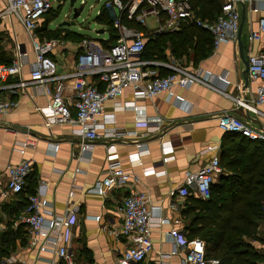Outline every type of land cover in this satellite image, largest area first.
Masks as SVG:
<instances>
[{
	"label": "crops",
	"instance_id": "1",
	"mask_svg": "<svg viewBox=\"0 0 264 264\" xmlns=\"http://www.w3.org/2000/svg\"><path fill=\"white\" fill-rule=\"evenodd\" d=\"M202 1L194 0L197 17H203ZM216 1L219 10L207 11L206 19L213 20L220 13L223 0ZM1 5L0 2V7ZM212 6L214 2L206 4V8ZM236 7L240 14L236 41L221 43L217 47L212 45L210 53L198 61H194L190 49L188 54L178 59L201 76L209 73L210 83L222 89L225 94L200 83H193L188 87H173L172 95L162 92L150 98L140 99L137 105L142 109L144 118L149 120L148 128L144 124H135L137 114L134 110L116 106L117 102L133 98L130 88L125 89L119 97L104 103V111L97 117L98 123L104 128L115 126L125 132H134L137 136L115 141L118 161L131 178L123 188L109 187L103 195L95 194L89 189L97 180L106 176L108 141L103 138L95 139L89 148L80 152L78 137L72 132L75 125L64 123L48 128L43 124V118L36 107L44 106L49 97L43 94L40 88L29 85L23 93L18 89L12 92L8 88H0L1 98L16 103L10 111L0 116V191L6 184L8 165L23 159L32 160L33 170L26 179V189L35 192L43 182L41 190L55 215L63 214L70 207L77 208V221L71 227L73 264H116L118 255L126 247V240L123 235L116 237L108 230L121 224L117 206L131 189L146 192L149 196L150 236L154 247L163 253L176 250L175 253L165 256L162 261L165 264H190L183 262V256L186 242L193 238L187 230L193 214L183 212L187 196H172L170 191L182 184L187 172L197 171L212 155H218L220 158L223 148H229L232 140L244 143L242 147L246 154L257 149L256 141H263H253L237 133L223 131L217 126L214 117L217 114L230 113L248 120L253 126L264 128V104L255 105L262 114L255 113L238 102L254 105L257 83L251 82L247 77L245 66L239 57L238 40L241 41L246 56L264 48V38L255 41L248 39L250 32L257 28L258 18L264 14V0H239ZM100 11L101 7L97 13ZM105 11L107 15L110 11V18L117 13L114 8ZM43 20L42 16L39 24ZM57 24L54 20L49 21L47 27L55 29ZM67 29L76 34H72L68 39H58V44L49 54L56 61L59 73L68 71L73 66L83 38L76 39L89 36L71 27ZM96 33L107 34L105 39H99L102 42L110 35L105 26ZM39 35L36 32V36ZM4 38L9 42L6 43ZM42 39H46L44 35ZM193 41L195 42L196 38ZM16 44L20 48L21 55L18 59L23 63L22 72L18 76L10 77L7 83L30 79V66L34 58L29 35L18 21L12 19L0 27V58L3 61L10 63L17 59ZM168 56L175 58L166 48L165 58ZM159 71L160 75L167 73L163 68ZM218 76H224L227 83L219 80ZM175 95L181 96L182 100H178ZM110 114H114V121L106 122V117ZM21 142H25L23 154L17 150ZM259 147L264 154V143L259 142ZM138 148L144 150L140 163L130 162L128 155L136 152ZM78 155L82 159H79ZM145 169H153L154 172L144 174ZM230 173V170L223 168V173L212 185L221 175ZM70 191L73 192L72 195H68ZM188 196L198 197L193 193ZM17 203L19 199L14 195L0 200V248L8 252V255L0 258V264H15L8 260L17 259H25L29 264H48L46 260L52 257L51 254L39 253L35 248L27 246L22 231L24 225L14 220V213L19 207ZM95 216L100 217L98 221ZM171 228L180 231L181 244L173 242L169 235ZM8 237L14 238L13 241H5ZM242 238L259 252L261 257L257 263L262 264L264 236L256 229L254 238L244 235ZM156 258L152 251L139 264H155Z\"/></svg>",
	"mask_w": 264,
	"mask_h": 264
},
{
	"label": "built area",
	"instance_id": "2",
	"mask_svg": "<svg viewBox=\"0 0 264 264\" xmlns=\"http://www.w3.org/2000/svg\"><path fill=\"white\" fill-rule=\"evenodd\" d=\"M239 0H223L220 13L213 20L196 16L189 0H102L101 9H116L112 25L116 31L115 41L104 45L102 41L85 37L80 42L73 66L70 70L59 73L56 61L49 55L58 44V39L40 40L36 36L40 18L52 7L51 0H0V27L12 19L18 21L29 35V41L34 54L30 66V79L15 83H7L12 76L22 72L23 63L18 59L21 55L19 45H15L16 57L10 63L0 62V88H8L12 92L22 93L30 85L38 87L49 97L44 106L36 110L43 118L46 127L55 124H73V134L78 137L80 152L91 146L93 140L103 138L106 144V176L97 180L90 191L103 195L109 187L123 188L131 175L123 169L116 154L115 141L127 140L137 136L134 132H125L115 126L104 128L97 117L104 111V103L109 99L119 97L130 88L133 98L116 103L120 109H132L137 116L135 124H144L148 128V119L144 118L142 109L137 105L140 99L150 98L159 93L173 94V87H188L200 83L225 94L224 91L208 80L209 73L201 76L190 70L178 59L168 56L165 60L144 58L146 34H159L180 30L185 24L194 22L208 31L214 47L228 41H236L239 30L240 14L236 7ZM256 10V8H254ZM153 16L155 25L148 29L145 18ZM264 38V14L258 18L257 28L248 35L249 41ZM247 77L257 83L254 94V105L241 101L247 109L260 112L255 105L264 104V48L247 55ZM160 68L167 71L160 75ZM227 83L224 76H218ZM178 100L182 97L175 95ZM16 105L9 99L0 97V116L10 111ZM262 113V112H260ZM263 114V113H262ZM264 115V114H263ZM217 126L226 132L237 133L250 140H264V128L253 126L248 120L230 113L214 116ZM106 122L114 121V114L107 117ZM101 129V132H99ZM134 133V134H133ZM22 143V142H21ZM20 143V153H24L25 142ZM144 150L138 148L130 153V162L140 163ZM79 159H82L78 155ZM165 160V159H164ZM33 170V161L23 159L6 167L7 180L4 189L0 191V200L7 196H16L26 184V179ZM154 172L145 169L144 174ZM223 173L218 155H212L209 160L195 172H187L182 184L170 191V195L186 197L195 194L201 199H208L211 186L215 179ZM135 179V178H134ZM43 186V182L40 183ZM42 186L27 195L26 206L17 214L16 221L24 225L26 244L39 253L52 255L46 261L48 264H73L74 255L71 251V227L77 221V208L70 207L61 215H55L50 209V203L43 195ZM69 192L68 195H72ZM264 216V200L261 205ZM121 218L119 227L108 230L114 236L123 235L126 247L117 257L116 264H139L148 253L156 254L155 264H165L162 260L176 252L163 253L155 248L151 240V209L149 196L146 192L135 189L129 192L117 206ZM95 216V220H99ZM163 222V220L161 221ZM173 242L181 244L180 231L169 230ZM205 243L200 238H192L186 242L183 262L190 264H218L214 258H205ZM15 264H29L25 259L8 260ZM264 264V261L262 262Z\"/></svg>",
	"mask_w": 264,
	"mask_h": 264
},
{
	"label": "trees",
	"instance_id": "3",
	"mask_svg": "<svg viewBox=\"0 0 264 264\" xmlns=\"http://www.w3.org/2000/svg\"><path fill=\"white\" fill-rule=\"evenodd\" d=\"M189 1L196 10V2ZM202 2L203 17L199 18L206 19L207 11L210 9L219 10L216 0H203ZM211 2H214V6L206 8V4ZM52 9L51 7L43 15L44 23H40L36 29L37 34H40L38 38L41 40L43 35L46 39L71 38L72 34L76 33L63 26H57L55 29L47 27L48 22L56 18L47 16ZM95 21L105 26L110 33L109 38L104 40L103 44L113 43L116 38V31L112 25L113 18L101 9ZM60 32L62 36H59ZM146 37L142 56L150 59L165 60V49L168 48L176 59H180L191 50L194 61H198L210 53L213 45L208 31L194 22L185 24L180 30L174 32L154 35L147 32ZM82 38L85 37L80 36L76 40ZM194 38H196L195 42ZM0 62L9 63V61H3L2 58ZM164 74L166 73L161 75ZM263 141H256L255 148L257 149L246 154L242 147L244 143H239L240 140H232L229 148H223L220 157L222 168L230 170L231 173L218 178L217 182L211 186V194L207 200L193 196L186 197L183 212L193 214L192 222L187 226V230L193 238H200L204 241L206 259H217L218 264H259L257 263L261 257L259 252L247 244L242 237L244 235L254 238L257 221L264 219L261 211L264 200V154L259 149L261 148L259 142L264 143ZM33 193L24 186L23 190L16 195L19 199L17 203L19 207L14 213V220L26 206L27 195ZM22 231L26 237L24 227ZM13 239L8 237L5 241L12 242ZM22 243H24L23 239ZM6 255H8L7 250L0 248V258Z\"/></svg>",
	"mask_w": 264,
	"mask_h": 264
},
{
	"label": "rangeland",
	"instance_id": "4",
	"mask_svg": "<svg viewBox=\"0 0 264 264\" xmlns=\"http://www.w3.org/2000/svg\"><path fill=\"white\" fill-rule=\"evenodd\" d=\"M52 3V10H50L47 14L48 17H56L54 20V23H60L64 20L74 21V25H57V26H63L65 28L71 27L74 30H79L78 32L84 33L89 36H82V37H88L92 39H105L107 36L106 33L97 34L96 31L98 29L104 28L101 24L97 23L95 21V17L98 14V10L100 9L102 5V0H75L74 7H79L82 3V10L78 17L72 18V15L70 13V7H69V0H51ZM93 7V8H92ZM108 16L112 17L110 11L108 12ZM42 24L44 23L41 22ZM145 24L147 28L151 29L155 25V20L153 16H148L145 18ZM3 36V35H2ZM62 36V32H60V35ZM5 42L8 43V39H5ZM257 232H259L262 236H264V219L257 221Z\"/></svg>",
	"mask_w": 264,
	"mask_h": 264
},
{
	"label": "water",
	"instance_id": "5",
	"mask_svg": "<svg viewBox=\"0 0 264 264\" xmlns=\"http://www.w3.org/2000/svg\"><path fill=\"white\" fill-rule=\"evenodd\" d=\"M75 0H69V7H70V13L72 15V18H76L79 16L83 3L79 7H74ZM57 25H74V21L64 20ZM238 49H239V57L242 60L244 66H245V72H247L248 69V60L246 54L243 52L241 41L238 40Z\"/></svg>",
	"mask_w": 264,
	"mask_h": 264
}]
</instances>
